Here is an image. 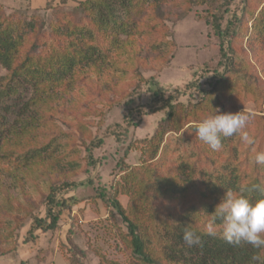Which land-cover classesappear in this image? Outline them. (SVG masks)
<instances>
[{
	"label": "rangeland",
	"instance_id": "rangeland-1",
	"mask_svg": "<svg viewBox=\"0 0 264 264\" xmlns=\"http://www.w3.org/2000/svg\"><path fill=\"white\" fill-rule=\"evenodd\" d=\"M47 1L0 0V28L8 23L33 22L36 29L30 33L31 41L37 39L42 44L41 48L49 42L68 44L71 39L80 49H87L91 58L84 60L82 70L75 77L77 82L70 90L51 99L44 100V97L43 104H29L28 110L19 117L4 116L10 124L33 119V131L26 132L21 144L27 139L30 148L48 147V143L49 148L42 150L40 158L36 159L38 166L34 174L27 171L31 159L19 164L21 159L10 160L7 153L0 155V258L7 261L15 259L16 264H72L66 241L69 236L79 247L98 252L109 261L132 264L134 259L129 250L125 251L118 236L124 232L125 224L105 198L108 199L112 191L110 186L120 179L117 163L137 165L139 151L130 150L128 141L115 142L108 128L115 124L124 125L126 119H133L128 118L127 109L122 106L131 93L138 91L139 97L135 100L142 104L141 111H148L147 105L150 108L160 106L161 99L159 102L152 98L145 80L155 79L166 89L162 100L168 95L173 97L185 93L184 99L196 98L195 103L198 102L200 95H192L196 88L185 92L186 86L188 83L197 84L196 79L201 75L208 79L210 74L207 70L217 66L219 56L218 41L203 18L209 17L208 6L200 4V0H142L143 3L128 17L126 0H91V15L81 9L79 1L84 0H69L66 5L57 0L44 9ZM257 2H249L253 12L246 19L248 29L252 28V21L260 16L264 7V1ZM241 7V0H235L231 10L240 13ZM228 19H232L231 15ZM208 20L211 21L210 18ZM121 24L123 26L117 27ZM54 29L61 34L58 39H54ZM250 33L242 34L237 41L234 57L238 65L229 72L226 83L219 89L210 86L208 81L200 85L209 92L210 99L202 106L204 112L199 122L213 115L215 109H219L217 114H235L243 109L249 114L245 131L256 143L246 145L238 136L236 148H232L236 141H232V146L227 144L236 152L240 168H246V171L255 153L264 152V27L255 36ZM82 40L88 41L89 47L85 48ZM127 52H132V61ZM6 74L0 65V85ZM31 96V90L19 87V92L1 102V106L11 105L14 106L13 112H19L26 103H30ZM50 109L59 111L60 115H54L53 123L42 128V115L49 114ZM159 119V116H152L142 120L143 124L136 132L138 137L151 133ZM128 133L131 139L135 138L131 128ZM181 133H167L162 144L170 154L180 155L178 159L187 164L195 160L199 162L200 152L197 153L198 149L191 142L189 144ZM96 139L104 140V145L91 152L92 160L96 162L91 167L87 162V147ZM227 147L222 145L221 148L224 157L228 153ZM206 171L202 172L200 167L188 175L190 183L185 184V190L189 201L180 212L182 216L185 211L197 210L196 219H192L197 225L210 221L207 208L216 206L223 197L218 193L220 199L216 201L211 193H207L206 185H203L208 180ZM243 173L245 175L246 172ZM66 180L76 182L77 186L60 196H75L79 202L72 207L69 217L58 221L54 231L37 232L38 244L32 248L26 235L32 218L44 216L46 189L53 183ZM99 190L104 191L103 199L99 197ZM204 192L208 197L200 201ZM117 200L121 207L128 206L127 197L118 196ZM202 202L207 204L206 208ZM34 253L42 257L34 261ZM94 257L91 254L85 264L89 261L97 264Z\"/></svg>",
	"mask_w": 264,
	"mask_h": 264
},
{
	"label": "trees",
	"instance_id": "trees-1",
	"mask_svg": "<svg viewBox=\"0 0 264 264\" xmlns=\"http://www.w3.org/2000/svg\"><path fill=\"white\" fill-rule=\"evenodd\" d=\"M55 1L57 0H48L44 9ZM68 1L58 0L62 5H66ZM126 1L129 4V7L126 8L128 17L137 6L143 3L142 0ZM263 1L258 0L257 3L260 4ZM90 2L91 0L79 1L81 9L89 15H91ZM199 2L208 6L206 10L209 17L204 16L203 18H206L207 24L210 25L214 37L218 41L219 56L217 66L207 70L210 74L208 79L201 75L196 79L197 84L188 83L186 86L185 92L191 91L190 88H196L192 95H200L198 102L195 103L196 98L184 99L185 93L176 94L173 97L168 95L162 100L166 89L155 79H151L149 82L145 80L148 85L147 92L152 98L159 102L161 99L160 106L150 108L147 105L148 111H141L139 108L142 107V104L136 103L135 100L136 97H139L138 91L135 94L131 93L129 98L122 102V106L127 109L128 118L133 119H126L124 125L115 124L109 127L112 129L108 128V132L115 142L128 141L130 150L138 149L139 151L137 165H124L122 161L117 163L119 173H121L120 179L116 184L110 186L112 191L108 194L109 198H105V202L116 210L125 224L124 232L118 233V236L125 251L129 250L131 258L134 259L131 261L132 264H254L253 255H259L261 261H264V248L253 249L249 245L233 247L222 239L207 235L205 230L207 224L197 225L192 221V219H196L197 210L190 209L189 212L185 211L180 216L181 209L189 201V194L185 190V184L190 183L188 175L200 167L202 172L208 170L206 171L208 180L203 185H206L207 193H211L213 200H219V195H224L228 190L245 196L252 203L258 199H264V196H261L253 187L254 185L264 187V165H254L251 162L247 166V171L246 168L242 170L237 161L236 152L227 147L228 145L232 146V141H236L232 146V148H236L240 136L222 137V145H226L228 152L224 157L223 149L213 151L202 143L195 136L196 125H192V123L200 121V115H203L204 112L202 106L206 100L209 102L210 99L209 92L200 85L206 84L208 81L210 86H216L215 88L219 89L226 83L225 79L230 75L229 72L238 65L234 57L237 41L242 34L246 36L251 32L250 35L255 36L264 27L262 25L264 7L260 16L252 21V28L248 29L246 19L250 18L253 12L252 5L249 4L250 0H241L240 16L239 12L231 10L235 0H200ZM230 15L231 20L228 19ZM120 26L123 24L117 25V27ZM35 29L33 22H18L16 25L8 23L5 27L0 28V65L7 71L5 79L0 85V155L7 153L11 156L10 160L21 159L18 160L19 164L24 163L26 159H31L32 162L27 169L29 174H34L33 171L38 166L36 159L40 158L42 150L49 148V143L48 147L30 148L27 139H25L22 145L21 141L26 132L33 131V119L24 123H19L17 120L15 121V123L18 122L17 124H10L9 119L4 116L11 114L19 117L23 115L24 110H28L29 104L39 102L43 104L45 99H51L59 93L67 92L77 82L75 77L77 72L82 70L84 60L91 58L87 49H80L76 44H73L71 39L68 44L49 42L41 48L42 44L40 45L37 39L31 41L30 33H33ZM53 33L54 39L61 37L57 29H54ZM128 37L130 35H127ZM113 38L114 40L117 38L116 34L113 35ZM82 41L85 48L89 47L88 41ZM127 54L130 57L129 60L132 61V52L131 54L127 52ZM246 66L245 64L244 67ZM262 70L264 72V68ZM203 79L205 80L201 83ZM19 87L32 91L30 103H26L23 110L21 109L19 112H13L14 106H1V102L19 92ZM43 98L44 100H42ZM49 111H51L49 114L42 115L40 123L42 128H48L53 123V116L60 115V112L55 109ZM152 116L160 118L156 127L152 129L151 133L147 132L138 137L136 132L143 124L142 120ZM141 118L143 119L141 120ZM15 125H18V128ZM130 128L135 135L134 139L128 136ZM180 131H182V137L189 144L191 142L195 149H198L197 153L200 152L199 162L195 160L187 164L178 159L180 155L175 157L170 154L162 144L167 133L176 134ZM103 145L104 140L102 139L92 140L89 143L87 162L91 167L96 164L92 160L91 152ZM190 147L192 146L190 145ZM237 152L240 155L239 149ZM201 155L205 158H202ZM248 156L250 155L248 154ZM174 165H177L178 168H175ZM178 172L179 174H177ZM243 172H246L245 175ZM89 182L92 185V182ZM76 186V182L66 180L53 183L46 189L44 216L32 218V225L26 235L32 248L38 244L39 235L37 232L45 234L54 231L60 219L70 216L72 207L78 204L79 200L75 196L60 195ZM102 192L104 191L99 190V197L103 199ZM207 193L201 194L203 197L200 201H205L204 199L208 197ZM118 196L128 198L129 203L126 208L121 207L117 200ZM202 203L206 208L207 204ZM214 207L215 205H210L207 208V213L211 214ZM185 227L195 231L201 237L202 243L199 246L188 247L184 244L182 234ZM66 241L68 251L72 256V264L87 263L91 254L97 259V264H118L107 260L98 252L93 253L86 248L79 247L77 243L72 242L69 236L66 237ZM88 263L90 264V261Z\"/></svg>",
	"mask_w": 264,
	"mask_h": 264
},
{
	"label": "clouds",
	"instance_id": "clouds-1",
	"mask_svg": "<svg viewBox=\"0 0 264 264\" xmlns=\"http://www.w3.org/2000/svg\"><path fill=\"white\" fill-rule=\"evenodd\" d=\"M217 113L219 109L196 125L195 134L202 143L213 151L222 148V137L239 135L244 144L251 146L255 143L245 131L250 116L244 109L235 114ZM251 162L264 165V152L257 151ZM253 187L264 196V187ZM208 215L211 220L206 225L207 235L222 239L233 247L249 245L253 249L264 248V199L252 203L245 196L228 190ZM182 240L188 247L202 243L201 237L188 227L183 229ZM252 260L254 264H264L259 255H253Z\"/></svg>",
	"mask_w": 264,
	"mask_h": 264
},
{
	"label": "crops",
	"instance_id": "crops-1",
	"mask_svg": "<svg viewBox=\"0 0 264 264\" xmlns=\"http://www.w3.org/2000/svg\"><path fill=\"white\" fill-rule=\"evenodd\" d=\"M38 257L40 258V257H42V255L39 256L38 253H34V256H33L34 259L33 260L35 261L36 259H38ZM0 264H16V261H15V259H13V260L11 259L10 261H7L5 258L4 259L0 258Z\"/></svg>",
	"mask_w": 264,
	"mask_h": 264
}]
</instances>
